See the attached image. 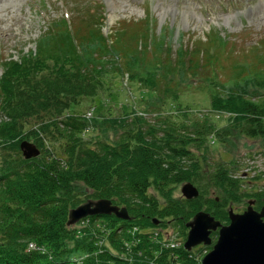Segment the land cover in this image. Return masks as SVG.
I'll return each mask as SVG.
<instances>
[{
	"label": "trees",
	"instance_id": "obj_1",
	"mask_svg": "<svg viewBox=\"0 0 264 264\" xmlns=\"http://www.w3.org/2000/svg\"><path fill=\"white\" fill-rule=\"evenodd\" d=\"M84 27L78 37L66 19L55 20L34 52L0 63V264H198L194 251L170 247L177 229L185 242L187 223L200 211L227 224L228 203L248 198L253 208L264 207V190L246 191L243 179L223 165L204 168L201 154L211 138L223 144L235 136L264 140V69L235 62L224 83L216 54L223 44L216 39L206 41V58L183 47L172 58L149 25L133 49L123 31L105 36L96 20ZM263 53L261 45L252 51L261 65ZM204 71L209 77L198 83ZM110 74L160 94L155 111L121 118L105 116L106 110L95 117L94 109L66 115L81 99L101 94ZM195 84L212 111L236 115L230 127L218 129L208 115L175 121L161 112L164 100ZM92 130L103 138L86 136ZM22 141L40 155L23 159ZM186 183L199 195L175 199L173 190ZM211 187L213 199L206 197ZM102 200L125 208L129 220L102 215L68 225L70 211ZM29 244L33 250L26 251Z\"/></svg>",
	"mask_w": 264,
	"mask_h": 264
},
{
	"label": "rangeland",
	"instance_id": "obj_2",
	"mask_svg": "<svg viewBox=\"0 0 264 264\" xmlns=\"http://www.w3.org/2000/svg\"><path fill=\"white\" fill-rule=\"evenodd\" d=\"M61 18L69 22L78 37L85 33L84 26L89 20H96L105 36L115 38V34L123 31L130 49L135 47L138 39L144 41L145 29L149 25L152 35H159L169 46L172 58L182 47L197 52L198 58H204L205 50L210 45L206 41L216 39L219 45L223 44V47L217 49L222 51L216 52L219 57L215 55L216 49L213 48L212 53L218 57V74L224 83L235 72L232 65L238 62L254 63L258 69H264V64L261 65L262 62L252 54L257 45L264 46V0H0V63L9 58L18 60L21 55L34 52L36 42L47 31L49 24ZM1 73L0 67V76ZM208 75L204 71L198 77V83L203 81L201 77ZM185 88H181L177 99L162 102V113L172 114L175 121L182 120L183 115L189 119L195 114L208 115L218 129L223 131L230 127L231 117L235 114L212 111L209 98L197 84ZM159 97L158 93H148L141 89L136 82L130 83L126 78L110 74L104 78V91L101 94L95 98L81 99L66 115L88 114L94 109L95 117L105 110L104 114L108 117L109 113L112 117H133L136 111H155L154 102ZM107 135L113 139L112 131H108ZM86 136L98 140L103 138V133L92 130ZM230 138L227 144L215 138L209 139L206 149L201 151L206 156L204 168L223 165L230 169L232 176L243 179L242 187L246 191L264 190V176L261 174L264 171V140L242 136ZM183 185L173 190L175 199L182 197ZM211 188L213 190L210 189L206 197L213 199L216 198V192L214 187ZM250 200L242 198L240 203H228L226 211L232 209L233 213H243L252 202ZM254 206L253 203L252 208ZM261 208L253 209L259 212ZM89 217L92 216L81 220L86 223ZM81 220L69 226H82ZM171 226L174 227L173 224ZM177 230L180 236L176 238V243L182 245L183 236ZM165 234L171 236V233ZM198 247L192 249L198 254L196 261H200L209 252L203 249L206 246ZM29 250H33L31 244L26 247V251Z\"/></svg>",
	"mask_w": 264,
	"mask_h": 264
},
{
	"label": "water",
	"instance_id": "obj_3",
	"mask_svg": "<svg viewBox=\"0 0 264 264\" xmlns=\"http://www.w3.org/2000/svg\"><path fill=\"white\" fill-rule=\"evenodd\" d=\"M24 159L29 160L39 156L40 151L30 142L22 141L19 145ZM181 195L187 200L198 196L197 189L186 183L181 189ZM249 203L242 214H234L230 209L228 226H222L212 216L198 212L187 224L189 232L184 243V249L190 251L198 245H210L212 232L218 231L216 244L203 259L201 264H264V207L259 212ZM93 215H114L117 219L129 220L125 208L112 206L110 201L88 202L70 211L68 225Z\"/></svg>",
	"mask_w": 264,
	"mask_h": 264
},
{
	"label": "bare ground",
	"instance_id": "obj_4",
	"mask_svg": "<svg viewBox=\"0 0 264 264\" xmlns=\"http://www.w3.org/2000/svg\"><path fill=\"white\" fill-rule=\"evenodd\" d=\"M113 206V205H112ZM114 207H116V206H114ZM118 208V207H117Z\"/></svg>",
	"mask_w": 264,
	"mask_h": 264
}]
</instances>
